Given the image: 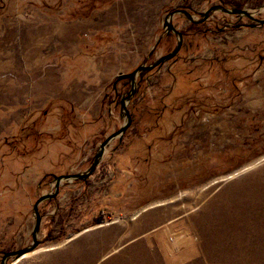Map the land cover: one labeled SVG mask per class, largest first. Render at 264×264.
Wrapping results in <instances>:
<instances>
[{"label": "rangeland", "instance_id": "obj_1", "mask_svg": "<svg viewBox=\"0 0 264 264\" xmlns=\"http://www.w3.org/2000/svg\"><path fill=\"white\" fill-rule=\"evenodd\" d=\"M264 0H0V264H264ZM198 23V22H197ZM31 56V58H29ZM112 139L86 179L102 143ZM39 204V244L33 245Z\"/></svg>", "mask_w": 264, "mask_h": 264}, {"label": "water", "instance_id": "obj_2", "mask_svg": "<svg viewBox=\"0 0 264 264\" xmlns=\"http://www.w3.org/2000/svg\"><path fill=\"white\" fill-rule=\"evenodd\" d=\"M216 9H222L223 11H225L227 13L244 14V15L248 16L249 18L253 19L256 22V24H258L259 26L264 25V19H259V18L253 17L251 14H249L244 9H234V10H232V9L225 8L222 5H214V6H212L209 10H207L204 13H202V18L200 20H195L193 15L191 13H189V11L186 10V9H182V8L174 9L167 15V17L165 19V22L169 26L170 30H172L174 33H176L178 35V43H177L175 49L172 52L161 56L160 58H158L157 60H155L153 63H151L149 65H142V66L136 68L131 73H125V74L119 75L118 80L119 79H123V78H130L132 80L133 85H135L136 76H137V74L139 72L149 71V70L159 66L163 62L167 61L168 59L173 58L174 56H176L178 54L179 50L182 47L183 34L180 31H178L175 28V26L173 25V23H172V20H173V18H174V16L176 14L183 13L189 18L190 21L203 22V21L207 20L209 18V16L211 15V13L214 10H216ZM134 92H135V89L133 87L132 91L126 97H124L123 100H122V107H123V109H125L126 115H127V123L124 126H122L118 131L112 133L111 135H109L106 138V140L102 143V145L100 147V150L97 153V155L95 157V160H94V163L91 166V168L85 173H74V174H67V175L59 176L58 177L57 187L59 186V182L61 181L62 178H65V179H86L94 172L96 166L99 164V161H100L101 157L103 156V154L105 152L106 145L112 139H114L115 137H118L119 135L123 134L130 127V125L132 123V115H131L130 111L128 110V108H127V106L125 104V100H129L132 97V95L134 94ZM54 196H55V194L42 195L36 201V203L34 205V210H35V213H36V225L34 227V233H33V235H34V237H33V241H34L33 245H31L28 248H23V249L7 252V253H5V257H9V256H18V257L19 256H24L27 252H30V251L35 249V247L39 244V240H38L36 234H37V232H38V230L40 228V224H41V215H40V212H39V204L42 201L46 200V199L53 198Z\"/></svg>", "mask_w": 264, "mask_h": 264}, {"label": "bare ground", "instance_id": "obj_3", "mask_svg": "<svg viewBox=\"0 0 264 264\" xmlns=\"http://www.w3.org/2000/svg\"><path fill=\"white\" fill-rule=\"evenodd\" d=\"M1 54V51H0ZM31 58V56L29 57ZM12 62H6L4 63L1 58H0V70H9V68H11L13 66V64H11Z\"/></svg>", "mask_w": 264, "mask_h": 264}, {"label": "flooded vegetation", "instance_id": "obj_4", "mask_svg": "<svg viewBox=\"0 0 264 264\" xmlns=\"http://www.w3.org/2000/svg\"><path fill=\"white\" fill-rule=\"evenodd\" d=\"M177 9H179V8H177ZM182 9H184V8H182ZM189 10V13H191L192 14V10H191V8H188ZM187 10V9H186ZM179 14V13H178ZM183 14V13H182ZM185 15V14H184ZM206 21V20H205ZM194 25H198V24H200L199 22L197 23V22H193V21H191ZM204 22V21H203ZM202 23V22H201ZM183 36H184V33H183Z\"/></svg>", "mask_w": 264, "mask_h": 264}]
</instances>
